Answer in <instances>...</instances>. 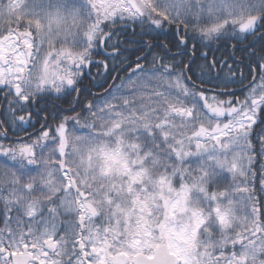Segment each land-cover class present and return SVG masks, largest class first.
Here are the masks:
<instances>
[{
	"label": "snow or ice",
	"instance_id": "snow-or-ice-1",
	"mask_svg": "<svg viewBox=\"0 0 264 264\" xmlns=\"http://www.w3.org/2000/svg\"><path fill=\"white\" fill-rule=\"evenodd\" d=\"M0 264H264V0H0Z\"/></svg>",
	"mask_w": 264,
	"mask_h": 264
}]
</instances>
